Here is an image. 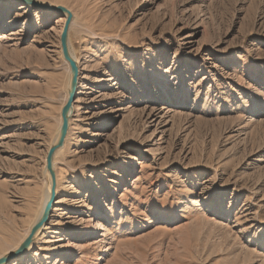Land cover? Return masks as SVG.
<instances>
[{
    "label": "rangeland",
    "instance_id": "374dc122",
    "mask_svg": "<svg viewBox=\"0 0 264 264\" xmlns=\"http://www.w3.org/2000/svg\"><path fill=\"white\" fill-rule=\"evenodd\" d=\"M36 1L73 14L80 86L50 219L9 264H264V0ZM57 13L0 0V258L50 181Z\"/></svg>",
    "mask_w": 264,
    "mask_h": 264
},
{
    "label": "water",
    "instance_id": "95a60500",
    "mask_svg": "<svg viewBox=\"0 0 264 264\" xmlns=\"http://www.w3.org/2000/svg\"><path fill=\"white\" fill-rule=\"evenodd\" d=\"M23 3L30 5L35 8H39L42 10H47L51 12H60L62 14H66V23L63 29V33L61 35V47L64 59L70 65L72 80L69 90V96L65 106L62 109V126L60 129V138L58 143L53 146L47 156V166L46 169L50 173L52 178V190L50 199L47 202L43 215L38 223L33 227L28 237L22 243V245L13 253H10L2 258H0V264H9L12 260L16 259L19 256L24 255L34 242V238L37 232L46 225L50 219L53 206L56 202L57 198V178L56 173L54 171V156L58 150H60L65 143L66 137L68 135L69 130V123H70V112L73 108L74 102L76 100V93H77V85H78V78H79V67L78 64L73 60L70 55V48H69V31L73 20V14L66 8L61 6H52L46 5L36 0H20Z\"/></svg>",
    "mask_w": 264,
    "mask_h": 264
},
{
    "label": "bare ground",
    "instance_id": "6f19581e",
    "mask_svg": "<svg viewBox=\"0 0 264 264\" xmlns=\"http://www.w3.org/2000/svg\"><path fill=\"white\" fill-rule=\"evenodd\" d=\"M82 1H89V0H82ZM42 3V2H41ZM43 4H46V5H50V4H48V3H43ZM60 12H58L57 14L58 15H63L64 17H66L67 15L66 14H62V13H60ZM97 13H93L91 10H89V12H88V22L89 23H92V22H95V19L96 18H98V15H96ZM102 17V16H101ZM94 25H95V23L94 24H92V27H94ZM105 24H103L102 25V27H105L104 26ZM91 33V35H94L95 36V33L93 32V31H91L90 32ZM97 36H99L98 34H96ZM70 55H71V57L73 58V60L78 64V58L73 54V52L70 50ZM71 80H72V74H71V79H70V84L69 85H71ZM80 83V82H79ZM80 86V84H78L77 85V87H79ZM69 90H70V86H69ZM73 110V109H72ZM72 110H71V112H72ZM71 112H70V114H71ZM59 138H60V132H59V135H58V137H57V139H56V141L54 142V144H53V146H55L57 143H58V141H59ZM52 146V147H53ZM53 166H54V164H53ZM55 168V167H54ZM47 174L49 175V178H50V181H49V184H48V187H47V190H46V194H45V201H44V204H43V206H42V210H41V212H40V214H39V218H38V220L36 221V223L34 224V226L38 223V221L41 219V217H42V215H43V212H44V208H45V206H46V204H47V202L49 201V199H50V195H51V190H52V178H51V175H50V173L47 171ZM56 178H57V181H58V177H57V175H56ZM33 226V227H34ZM45 226V225H44ZM44 226H43V228H41L38 232H37V234H36V236L37 235H40L41 234V232H42V230L44 229ZM97 227H99L100 226V224L99 223H97V225H96ZM33 227H32V229H33ZM100 233V232H99ZM35 236V237H36ZM28 237V236H27ZM35 239V238H34ZM25 241V240H24ZM33 244V243H32ZM31 247V246H30ZM16 251V250H15ZM14 252V251H13ZM13 252H11V253H13ZM10 254V253H9ZM4 257V256H3ZM22 256H20L16 261L17 262H19V261H21L22 260Z\"/></svg>",
    "mask_w": 264,
    "mask_h": 264
}]
</instances>
